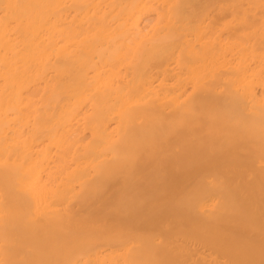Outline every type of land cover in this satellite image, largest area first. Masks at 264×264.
<instances>
[{
	"label": "bare ground",
	"instance_id": "obj_1",
	"mask_svg": "<svg viewBox=\"0 0 264 264\" xmlns=\"http://www.w3.org/2000/svg\"><path fill=\"white\" fill-rule=\"evenodd\" d=\"M0 264H264V0H0Z\"/></svg>",
	"mask_w": 264,
	"mask_h": 264
}]
</instances>
